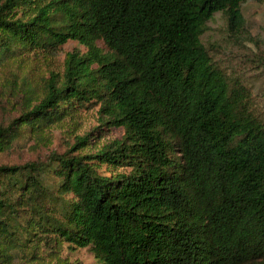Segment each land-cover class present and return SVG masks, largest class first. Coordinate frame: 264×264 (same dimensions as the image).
<instances>
[{
	"label": "trees",
	"instance_id": "obj_1",
	"mask_svg": "<svg viewBox=\"0 0 264 264\" xmlns=\"http://www.w3.org/2000/svg\"><path fill=\"white\" fill-rule=\"evenodd\" d=\"M245 1L0 0V152L69 122L0 163V264H264V116L202 40L251 41Z\"/></svg>",
	"mask_w": 264,
	"mask_h": 264
},
{
	"label": "rangeland",
	"instance_id": "obj_2",
	"mask_svg": "<svg viewBox=\"0 0 264 264\" xmlns=\"http://www.w3.org/2000/svg\"><path fill=\"white\" fill-rule=\"evenodd\" d=\"M242 13L252 34V40L239 38L232 40L226 31L225 18L221 13H216L207 23L202 36L205 45L211 50L213 57L232 75H238L253 94V102L264 116V0H246L241 5ZM103 46L101 42H98ZM85 47L76 40H68L62 51L50 61L51 69L61 70L65 52ZM97 106L82 111L78 121L71 124L73 134H82L98 124ZM5 111L0 108V120ZM55 127L52 130L51 143L36 147L31 140L20 139L9 150L0 152V163H22L34 159L37 155L51 149L61 150L65 143L64 128ZM121 135L119 128L104 130L100 141L105 142ZM104 170V168L102 169ZM63 254L72 260L82 261L84 264H97L92 253L86 248L63 249Z\"/></svg>",
	"mask_w": 264,
	"mask_h": 264
}]
</instances>
